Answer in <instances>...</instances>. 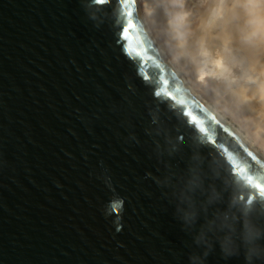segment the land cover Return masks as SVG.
<instances>
[{
	"label": "water",
	"instance_id": "95a60500",
	"mask_svg": "<svg viewBox=\"0 0 264 264\" xmlns=\"http://www.w3.org/2000/svg\"><path fill=\"white\" fill-rule=\"evenodd\" d=\"M135 7L0 0V264H188L190 237L156 183L183 162L158 158L156 145L163 133L186 142L208 128L203 106L177 95L134 21L128 29ZM221 134L237 139L220 126L210 150L252 180ZM208 264L243 258L224 261L217 248Z\"/></svg>",
	"mask_w": 264,
	"mask_h": 264
},
{
	"label": "clouds",
	"instance_id": "9594fccd",
	"mask_svg": "<svg viewBox=\"0 0 264 264\" xmlns=\"http://www.w3.org/2000/svg\"><path fill=\"white\" fill-rule=\"evenodd\" d=\"M131 16L124 19L134 21L177 95L203 106L207 133L186 142L163 133L156 145L158 158L183 162L182 169L167 165L156 183L190 237L188 264H208L217 248L224 261L264 264V167L253 168L241 152L243 145L264 159V0H136ZM220 126L235 134H221L220 143L252 180L210 150Z\"/></svg>",
	"mask_w": 264,
	"mask_h": 264
},
{
	"label": "snow or ice",
	"instance_id": "6c2138e0",
	"mask_svg": "<svg viewBox=\"0 0 264 264\" xmlns=\"http://www.w3.org/2000/svg\"><path fill=\"white\" fill-rule=\"evenodd\" d=\"M98 2H103V0H98ZM125 7H128V5H125ZM127 15L130 17L131 16V11H129L127 13ZM127 27H128V29H132L133 28V24H132L131 20L128 21ZM196 123H200V122L199 121H196ZM199 131L200 132H204L205 131L204 127L201 126L200 129H199ZM257 187H259V186H257ZM261 191L264 192V188H261Z\"/></svg>",
	"mask_w": 264,
	"mask_h": 264
},
{
	"label": "bare ground",
	"instance_id": "6f19581e",
	"mask_svg": "<svg viewBox=\"0 0 264 264\" xmlns=\"http://www.w3.org/2000/svg\"><path fill=\"white\" fill-rule=\"evenodd\" d=\"M231 131V129H228ZM232 132V131H231ZM234 134V133H233ZM235 135V134H234ZM256 157H258L255 153H253ZM260 160H262L264 162V159H261L260 157H258Z\"/></svg>",
	"mask_w": 264,
	"mask_h": 264
}]
</instances>
